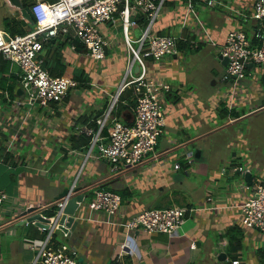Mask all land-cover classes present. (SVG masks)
<instances>
[{"label":"crops","instance_id":"1","mask_svg":"<svg viewBox=\"0 0 264 264\" xmlns=\"http://www.w3.org/2000/svg\"><path fill=\"white\" fill-rule=\"evenodd\" d=\"M255 1L218 0L215 6H209L204 0H194L199 18L217 45L199 36L195 21L183 28L187 0L167 1L156 29L162 35H183L180 51L177 56L160 61L149 58L147 65L150 75L171 85V90L163 95L166 126L156 147V157L150 155L141 166L121 173H115L104 159L88 157L89 148H74L71 141L72 136L87 135L81 130L94 128L93 123L98 128L97 120L108 111L123 83L130 57L123 32L115 33L121 25L104 24L102 31L111 40L106 59L110 58L108 54L127 55L123 76L115 71L117 66L113 69L97 65L85 47L78 50L77 46L73 51L71 45H78L77 39L67 41L68 38L57 37L53 40V43L66 42V45L62 48L61 64L51 61L50 65L56 72L77 79L80 87L71 91L64 101L53 102L48 107L29 109L28 105H21L17 108L18 101L23 100L22 71L16 63L8 61V70H0V164L4 162L2 153L10 152L14 164H2L20 171L15 194L9 195V201L0 212V264H40L35 263V259L45 238L39 231L41 222H23L27 217L24 212L36 207L45 213L55 205L61 193L70 188L78 174L77 187L91 188L86 192L87 200L103 184L109 190L124 192L118 223L155 207L154 203L196 209L188 213L186 224L176 236L150 235L137 230L124 250L121 245L126 242L127 231L123 225L79 220L69 237L62 231L66 239L62 240L77 250L80 264H233L235 259L246 264H264V233L242 223L240 208L252 194L247 186L252 188L264 182V157L251 154L243 162L241 155L232 154L210 166L207 155L208 141L215 134L243 123L254 128L247 134L246 147L249 148L246 150L261 151L256 149V135L260 133L259 120L264 117V67L249 65L247 78L250 79L235 85L232 80L224 79L228 64L220 58L229 32L241 30L249 38L255 36L257 29L264 33V21L250 17ZM28 13L20 10L18 16H13L28 21ZM145 21V17L140 16L138 23L143 27ZM135 32L136 28L133 35L137 37ZM208 47L215 52L214 61L225 66L221 67V76H213L210 91L197 84L196 79L201 80L197 66L192 69L193 81L190 74L186 78L185 68L177 59L189 49L199 54ZM43 56L42 53L44 59ZM138 72L139 67L134 64L133 73ZM74 94L80 99H73ZM134 115L131 106L123 113L122 120L131 122ZM110 130L111 123L103 131L104 142L109 141ZM239 133L244 135L242 129ZM190 152L191 162L187 158ZM182 159H186L187 164L182 163ZM196 162L199 171L193 167ZM86 166L88 170L84 175ZM240 167L242 171L236 170ZM182 168L187 173L201 175L204 172L203 186L197 189L200 193L196 194L194 202L189 200L195 195L190 194L188 186L187 196L182 193L184 186L190 183L178 176ZM96 217L101 219L99 214ZM56 237L61 241L58 235Z\"/></svg>","mask_w":264,"mask_h":264},{"label":"built area","instance_id":"2","mask_svg":"<svg viewBox=\"0 0 264 264\" xmlns=\"http://www.w3.org/2000/svg\"><path fill=\"white\" fill-rule=\"evenodd\" d=\"M168 0H34L29 13L35 21V28L25 34L11 35L0 28V54L3 59L16 63L21 68V85L23 100L17 106L28 105L29 109L48 107L53 102H62L73 90H78L80 82L74 77L53 75L44 66L41 57L45 43L57 37L77 39L88 54L96 61L107 58V49L111 40L102 31V25L111 23L113 27H123V37L127 46L130 63L127 73L114 95L108 111L101 116L98 128H84L81 132L92 137L88 157L104 159L112 166L115 173L137 168L150 155L156 157V147L166 126V112L163 95L171 90V85L149 74L146 59L160 61L169 56L179 54L180 36L162 35L157 32V22ZM209 6H215L218 0H204ZM145 17L144 26L138 23L139 17ZM252 19L264 21V0H256L250 16ZM196 22L197 33L203 40L217 45L205 23L199 18L194 7V0H187L182 17L183 28ZM140 27V37L133 35V30ZM260 46H253L250 38L241 30L229 32L223 45L222 56L228 58L225 80H232L236 85L250 74L249 63L264 67V33L261 29L255 32ZM136 44V45H135ZM73 51L77 49L72 44ZM137 64L139 72L133 73ZM135 87L136 104L134 119L131 122L114 117L112 111L120 95L127 87ZM236 90H233V94ZM235 96V95H233ZM111 123L109 141L104 142L103 131ZM192 152L188 153L189 162ZM180 164L176 165L179 168ZM243 170L242 167L236 168ZM75 179L70 192L57 203V211L48 216L42 213L49 222H41L40 231L45 234L35 263L40 264H80L77 250L69 243L60 241L56 231L61 230L69 237L79 220H100L108 224L123 225L127 231L124 250L132 233L142 230L147 234L162 233L176 236L183 229L188 213L196 209L182 206L146 208L125 222L118 223V215L122 208L123 198L120 193L98 188L94 198L85 206L80 203L74 221H61L65 206L77 187ZM252 190L251 196L240 205L242 223L249 228L264 232V182L247 186ZM9 195L0 188V212ZM211 200V197H208ZM205 208H207L205 206ZM99 214L101 219L96 215ZM233 264H246L235 259Z\"/></svg>","mask_w":264,"mask_h":264},{"label":"rangeland","instance_id":"3","mask_svg":"<svg viewBox=\"0 0 264 264\" xmlns=\"http://www.w3.org/2000/svg\"><path fill=\"white\" fill-rule=\"evenodd\" d=\"M0 10H2V12L7 11L11 15L18 16V14H20V10H22V9L15 6V4H12V2L10 0H0ZM121 32H123L122 26L115 29V33L120 34ZM135 33H136L135 35H137V37H139L141 34L140 28L138 26L136 27ZM209 45L213 46L212 44H209ZM213 47H215V46H213ZM217 49H218V51H221V48H217ZM188 51L189 52H187L186 54H183V56H182V54H180L177 57V59L181 61L180 63L185 68L186 78L188 77V74H190V77H191L193 67L197 66V70L199 71V78L201 79V80L196 79L197 84L202 85V87L205 88L204 90H206V88H208L210 91L213 78L217 77L218 75L221 76V74L223 73L221 67H225V66H223V65L219 66L218 63H216L214 61V58H215L214 53L215 52L210 51L209 47L204 48L203 52H200L199 54H197L198 52L191 51V49H189ZM126 56H123L121 54H115V55H113V54L109 55L108 54V57H110V58H108L106 60L97 61V65H99L100 67L103 66L104 68H108L109 66H112L113 69H115V67L117 66L118 68L115 69V71L116 72L119 71L121 73V75L123 76V75H125L124 65L126 63ZM172 57H174V56H172ZM145 59H146L147 65H149L148 64L149 58H145ZM213 66H215V68ZM217 72H219V73H217ZM247 79H250V78L248 77ZM193 81H194V79H193ZM243 81H245V80H243ZM75 97H76L75 94L72 95L73 99ZM75 99L78 100L80 98L76 97ZM18 106H17V108H18ZM255 121H258V120H255ZM248 124L249 123H245V124L243 123L242 125L233 126L229 129L223 131V132L215 134L211 138V140L208 141L209 146H207L208 147L207 155L210 157V159H209L210 160V163H209L210 166H212V164L214 165V164H218L220 162H223L222 159L225 160L229 156H231L232 154L241 155V157H242L241 160L243 162H246L248 160V157L251 156V154L264 157V117H262L259 120V124H258L259 126L258 127L260 130V133L256 135V139L258 141L256 149L261 150V151H255L254 153H252L251 151L248 152V150H246V148H249V147H246V143H247V139H248L247 134L249 131L252 133L254 130V128L250 129L249 126H247ZM245 127H247V128H245ZM240 129H242L244 135H241L239 133ZM181 162L184 164L185 163L187 164L186 159H182ZM107 163H108L109 168H110V163L109 162H107ZM198 165H199V163L196 162L193 164V167L196 166L198 171H199ZM87 170H88V167L86 166V168L84 169V172H83L84 175L86 174ZM19 171L20 170L16 171L15 169H11L8 165L0 164V180H1L0 181V188L5 189L8 193V195H10V196L15 194V189H16L15 183L18 181L17 176L19 174ZM203 173L204 172H202L201 175H199V172L198 173H193V172L187 173L184 168L180 169V171H178V173H177L178 176H180V177L182 176L186 180V182H190L189 184L185 183L186 185L182 189V191H183L182 193H184L185 197L187 196L186 186H188L191 189L190 194H193L195 196L190 197V199H189L190 201H193V202L196 201V194L200 193V190H197V189H199L200 186H203V185H201L202 180L204 179ZM84 175H82V176H84ZM10 182H13V183H10ZM72 185L70 186V189H71ZM94 195H95V192L93 191L91 194V199L86 200L84 203V206L94 198ZM168 205H170V204L169 203H154L153 206H155V207H167ZM176 206H180V205H176ZM261 232H263V231H261ZM56 235H58V237H59V239H61V241L66 240L63 237V232L61 230H57Z\"/></svg>","mask_w":264,"mask_h":264},{"label":"trees","instance_id":"4","mask_svg":"<svg viewBox=\"0 0 264 264\" xmlns=\"http://www.w3.org/2000/svg\"><path fill=\"white\" fill-rule=\"evenodd\" d=\"M22 4L24 6V8H31L33 1L34 0H21ZM35 21L32 18L31 14L28 13V21H25L24 19H19L14 17L13 15L9 14L7 11L6 12H2V10H0V28H2L3 30L7 31L9 34L11 35H15V34H25L28 31L32 30L35 28ZM61 37V36H59ZM249 38V37H248ZM250 39L252 40V45L253 46H260V42L258 41V39L255 38V36H253L252 38L250 37ZM69 39H67V41H69ZM66 42H59L57 41L56 43H53V41H49L48 43H45L44 48L42 50L43 55H45L44 57V66L46 68H49V70L51 71V74L53 75H62L61 73L56 72L53 68V65H50V62L52 61H56V63L58 64V62L61 64L60 59L62 57V48L65 47ZM78 50H82V48L84 47L83 44H81L78 41ZM182 46V45H180ZM46 49V51H45ZM45 51V54H44ZM59 64V65H60ZM9 63L8 61L3 59V56L0 54V70L2 71H6L8 70ZM11 91H14L13 87L11 88ZM124 102H127V105L124 104ZM136 104V99H135V88L133 86L131 87H127L122 94L120 95L117 104L115 105L114 109H113V116L117 117L119 119H123L122 115L123 113L127 110L130 109V107H134ZM94 128H97V124L93 123ZM92 137L89 135H80V136H72L71 137V141H72V145L74 148H84V149H88L90 147V143H91ZM3 161L2 163H10L11 165L14 164V162H11L10 159H13V154L10 152H3ZM1 163V164H2ZM99 188L102 189H107L104 184L100 185ZM122 198H124V192H120ZM57 205H53L50 209L46 210L45 213L48 216H52L55 214V212L57 211ZM234 228L231 229V231L233 232ZM43 234V233H42ZM45 237V234H43V238Z\"/></svg>","mask_w":264,"mask_h":264},{"label":"water","instance_id":"5","mask_svg":"<svg viewBox=\"0 0 264 264\" xmlns=\"http://www.w3.org/2000/svg\"><path fill=\"white\" fill-rule=\"evenodd\" d=\"M12 2V4H15V6L19 7L22 9V11L24 13H26V10L29 12L30 9L29 8H24L22 1L21 0H10ZM220 58L223 60L224 64H228V58L223 57L222 55L220 56ZM248 65H251V63H249ZM250 176V172L247 173V179ZM91 188H86L83 189L81 187H76L73 191V193L71 194L70 200L68 201L67 205L65 206V213L61 219V221L63 222L64 220H66L67 216L68 220L70 222L74 221V215L79 207L80 203H84L87 198L88 195L86 192L89 191ZM70 192V188L66 189L63 193H61V195L57 198V201L55 202V204L65 195H67ZM24 215H27L26 219L23 221H28V222H32V221H40V222H49V219H46L45 217H43L42 213L38 211V209L36 207H30L28 208L25 212ZM40 225V224H39ZM223 257V258H222ZM221 258L224 259L225 258V254L222 253Z\"/></svg>","mask_w":264,"mask_h":264},{"label":"clouds","instance_id":"6","mask_svg":"<svg viewBox=\"0 0 264 264\" xmlns=\"http://www.w3.org/2000/svg\"><path fill=\"white\" fill-rule=\"evenodd\" d=\"M168 207V206H167Z\"/></svg>","mask_w":264,"mask_h":264}]
</instances>
